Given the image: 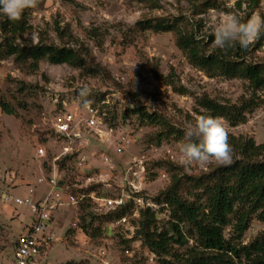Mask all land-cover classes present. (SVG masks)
Here are the masks:
<instances>
[{
    "label": "rangeland",
    "instance_id": "374dc122",
    "mask_svg": "<svg viewBox=\"0 0 264 264\" xmlns=\"http://www.w3.org/2000/svg\"><path fill=\"white\" fill-rule=\"evenodd\" d=\"M200 2L194 7L189 0H39L37 7L24 11L32 27L19 42L36 43L42 37L44 42L73 47L98 70L95 74L47 58L34 67L31 59L6 57V41L0 30V98L18 112L6 114L0 106V264H16L18 240L33 219L29 205L5 203L3 191L42 200L51 187L48 181L55 176L73 194L93 190L105 197H123L126 210L121 218L107 220L101 216L115 209L100 208L91 199H87L90 207L85 209L81 203L61 207L53 216L54 241L29 264H169L165 260L171 257H160L143 244L138 231L142 211L151 208L156 213L158 228L152 229L168 228L172 207L156 197L171 185L173 177L180 176L184 180L182 196L193 199L190 192L195 189L188 178L221 165L212 162L204 169L184 168L175 162L184 129L204 112L199 98L235 103L252 94L243 78L212 77L194 66L171 31L142 30L137 25L141 20H172L183 15L185 28H193L207 43L212 35L206 20L210 9L231 12L242 19L246 16L237 8L236 0ZM226 2L233 7L226 8ZM212 3L216 6L208 8ZM253 14L264 17V0ZM58 27L65 29V35L57 32ZM208 48H214L212 43ZM247 58L264 63V42ZM157 72L172 75L173 83L161 81ZM83 86L90 89L87 105L79 94ZM137 107L165 116L183 137L171 135L158 143L157 136L164 129L142 121L132 111ZM66 111L75 113L80 122L84 142L81 146L74 143L75 151H70L86 155V168L94 178L90 183L79 174L75 159L65 165L60 162L72 153L57 158L68 143L56 136L53 122L57 114ZM93 115L95 123L89 124ZM222 119L229 133L264 142V102L237 126ZM123 138L126 146L119 150ZM41 144L46 149L43 156L37 152ZM91 185L95 187L88 188ZM84 215L88 220L91 215L98 216L92 218L94 226L101 227L98 236L82 230ZM123 217L127 221H122ZM182 227L189 242L186 246L173 245V250L181 254L197 246L193 226L182 223ZM231 229H225L227 237ZM263 231L264 222L253 216L243 242L252 241ZM128 248L129 254L125 251Z\"/></svg>",
    "mask_w": 264,
    "mask_h": 264
},
{
    "label": "trees",
    "instance_id": "16d2710c",
    "mask_svg": "<svg viewBox=\"0 0 264 264\" xmlns=\"http://www.w3.org/2000/svg\"><path fill=\"white\" fill-rule=\"evenodd\" d=\"M189 1L194 7L198 2L199 5L202 4L200 0ZM259 3L260 0H236L237 8L246 15L244 20L252 16ZM213 6L216 3L209 4L208 8ZM24 16L23 14L20 20L13 22L0 14V30L6 41L4 56L31 59L34 67H38L41 59L47 58L52 63H68L85 70L90 69L91 74L98 73L73 47L44 42L42 37L36 43L19 42L32 27ZM183 19V15L174 16L172 20L148 19L138 21L137 25L142 30L171 31L177 46L189 61L209 76L225 75L247 80L252 94L248 97L242 96L238 102L223 103L208 96L198 100L199 106L204 110L201 114L225 118L231 126L244 123L247 114L264 102V63L253 62L247 58L249 53L262 47L264 33L247 49H242L237 43L225 52L219 48H208L214 36L210 35L209 41L205 43L198 38L193 28H185ZM57 32L61 35L66 33L60 27ZM157 77L167 85L173 83L172 75L166 76L157 72ZM0 106L6 114H18L17 109L2 98ZM132 111L146 124L160 125L164 129L157 136L158 143L169 139L171 135L178 139L183 137V132L174 127L165 116L149 112L143 107L133 108ZM229 143L233 154L230 164H221L198 177L188 178V182L195 189L190 192L193 199L182 196L184 180L180 176L173 177L171 185L156 197L158 202L163 200L172 207V219L168 228L159 231L156 226V213L151 208L142 211L141 229L138 231L143 244L160 257H171L165 260L167 263L264 264V231L252 241L243 242L253 216L264 222V142L257 143L253 137L229 133ZM73 158V155H66L60 162L65 165ZM86 170L90 174V170ZM94 185L88 188L93 189ZM87 199L81 202L84 209L90 207ZM125 210L122 206L101 217L107 220L119 219ZM91 216L88 220L84 215L80 227L86 234L98 236L101 227L94 226L93 222L98 216ZM182 223L193 226L197 246L181 254L173 250V245L186 246L189 242ZM153 226L157 228L152 229ZM228 226L232 228L229 237L225 235Z\"/></svg>",
    "mask_w": 264,
    "mask_h": 264
},
{
    "label": "clouds",
    "instance_id": "9594fccd",
    "mask_svg": "<svg viewBox=\"0 0 264 264\" xmlns=\"http://www.w3.org/2000/svg\"><path fill=\"white\" fill-rule=\"evenodd\" d=\"M39 0H0V14L10 21L21 19L25 10L35 8ZM226 8L232 3L226 2ZM206 20L214 36L212 46L227 51L235 44L247 49L264 32V17L253 14L247 20L231 12H219L210 9ZM87 105L90 89L83 86L79 92ZM195 123L184 129V139L179 145L175 162L184 168L198 166L206 168L209 163L230 164L232 162V146L229 143V129L219 116L211 114L198 115Z\"/></svg>",
    "mask_w": 264,
    "mask_h": 264
},
{
    "label": "built area",
    "instance_id": "2783aa9c",
    "mask_svg": "<svg viewBox=\"0 0 264 264\" xmlns=\"http://www.w3.org/2000/svg\"><path fill=\"white\" fill-rule=\"evenodd\" d=\"M95 116L89 119V124L95 123ZM54 132L56 136L62 140L66 141L68 144L64 146V151L57 158H61L62 155L67 153H72L68 155H73L75 159L76 169L79 174L84 175L85 179L90 183L93 181V176L88 174L86 170V155L73 149V144L80 142V146L84 142L81 126L79 120L75 113L66 111L59 113L55 116L53 122ZM127 140L123 138V142L119 147L122 150L126 146ZM73 149V150H72ZM72 150V151H70ZM78 150V149H77ZM39 155L43 156L46 154V149L44 146H39L37 148ZM56 158V159H57ZM48 184L51 186L48 195L42 200H34L31 196L21 197L15 195L14 193L3 191L2 200L5 203L14 204H27L31 207L33 212V219L30 224L29 229L24 232L17 243L15 251V261L16 264H29L36 258L42 251L50 246L54 241V236L51 231L53 224V216L56 211L61 207L68 204H80L85 199H91L99 205L100 208H113L117 209L125 205V200L121 198L105 197L103 195H98L96 191H91L89 193L73 194L65 190V188L60 185V180L55 177L50 178ZM82 188V186H80ZM122 221H127L126 217L122 218ZM126 253H130V249H125Z\"/></svg>",
    "mask_w": 264,
    "mask_h": 264
}]
</instances>
